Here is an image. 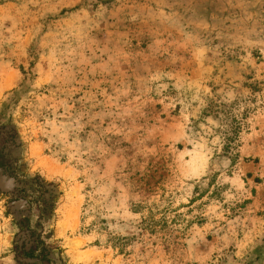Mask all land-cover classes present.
Listing matches in <instances>:
<instances>
[{"label":"rangeland","instance_id":"obj_1","mask_svg":"<svg viewBox=\"0 0 264 264\" xmlns=\"http://www.w3.org/2000/svg\"><path fill=\"white\" fill-rule=\"evenodd\" d=\"M0 151V264H264V0H0Z\"/></svg>","mask_w":264,"mask_h":264},{"label":"trees","instance_id":"obj_2","mask_svg":"<svg viewBox=\"0 0 264 264\" xmlns=\"http://www.w3.org/2000/svg\"><path fill=\"white\" fill-rule=\"evenodd\" d=\"M11 137L12 135H10ZM0 167H9L3 164L2 155H0ZM33 183L34 189L32 194L28 195L27 204L29 207H34L32 214L36 216V222L32 225L28 218L20 220L16 234L18 238L13 243L12 253L17 263L54 264L50 259V254L52 252L60 253L62 250L56 242H48V238L53 234L52 230H48L44 224L46 219L49 221L54 216V197H45L46 190L43 188L42 181L38 178ZM19 192L24 193V190ZM59 262L62 263L61 258Z\"/></svg>","mask_w":264,"mask_h":264}]
</instances>
